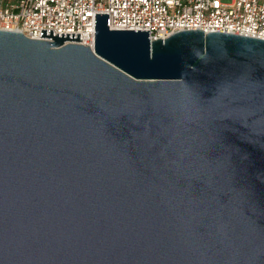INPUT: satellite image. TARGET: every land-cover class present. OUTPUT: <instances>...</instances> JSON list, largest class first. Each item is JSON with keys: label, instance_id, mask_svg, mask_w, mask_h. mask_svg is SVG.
<instances>
[{"label": "water", "instance_id": "95a60500", "mask_svg": "<svg viewBox=\"0 0 264 264\" xmlns=\"http://www.w3.org/2000/svg\"><path fill=\"white\" fill-rule=\"evenodd\" d=\"M0 29V264H264V38Z\"/></svg>", "mask_w": 264, "mask_h": 264}, {"label": "built area", "instance_id": "2783aa9c", "mask_svg": "<svg viewBox=\"0 0 264 264\" xmlns=\"http://www.w3.org/2000/svg\"><path fill=\"white\" fill-rule=\"evenodd\" d=\"M96 13H109L112 29L150 30L152 40L186 29L264 38V0H0V29L35 39L42 29L80 33L94 48Z\"/></svg>", "mask_w": 264, "mask_h": 264}, {"label": "rangeland", "instance_id": "374dc122", "mask_svg": "<svg viewBox=\"0 0 264 264\" xmlns=\"http://www.w3.org/2000/svg\"><path fill=\"white\" fill-rule=\"evenodd\" d=\"M230 1V0H229Z\"/></svg>", "mask_w": 264, "mask_h": 264}]
</instances>
